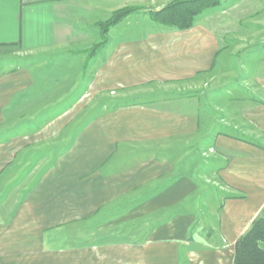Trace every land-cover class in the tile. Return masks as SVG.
Wrapping results in <instances>:
<instances>
[{"label":"rangeland","instance_id":"374dc122","mask_svg":"<svg viewBox=\"0 0 264 264\" xmlns=\"http://www.w3.org/2000/svg\"><path fill=\"white\" fill-rule=\"evenodd\" d=\"M178 1L189 0H172L166 6ZM136 8L114 11L101 23L102 39L79 52V58L84 59L82 66L78 68L72 58L61 56L68 61L55 62L52 69L55 74L64 79V64H69L65 70L72 75L80 69L89 73L94 67L93 71H98L119 44L128 40L122 38L136 29L121 24L107 39L113 26H108L109 21L121 10ZM197 21L220 41L215 69L207 70L195 83L184 84L185 89H191L190 111L197 110L199 101L204 105L200 108L204 111V122L197 132L191 131L180 140L165 145L150 139L142 143L171 148L175 156H181L183 151L189 154L187 163L193 167L189 171H197L201 176L204 198L200 202L215 198L210 204L213 209L212 204L217 208V199L221 201L214 219L204 222L205 229H192L189 234L204 232L207 244L212 241V245L223 249L220 264H232L228 251L239 236L230 233L227 226L236 222L238 232L244 229V233L254 218L264 216V172L244 170L245 155L233 146L232 138L240 137L236 139L239 144L264 152L261 124L252 122L246 112L247 100L262 103L264 0H220L198 14L193 26L187 29L193 28ZM3 52L6 55L4 60L0 59V71L6 65L10 68L43 60L13 47ZM54 61L53 57L51 63ZM98 73L94 84L87 87L90 80L83 76L77 90L61 100V95L46 84L47 74L43 72L39 94L37 87L35 93L19 102L22 104L0 108L3 111L0 112V264H133L132 258L140 254L135 249L145 239L141 230L147 224L142 220L144 206L132 199L133 175L115 170L112 176H107V170L101 166L102 147H135L134 142L121 139L130 131L119 124L118 109L113 107L128 92L112 89L102 92V77ZM109 84L111 88L117 86L115 82ZM196 89L203 92L198 94ZM158 94L172 96L171 92ZM160 103L165 104L159 105L162 108L170 107L166 102ZM134 119L140 123V115ZM139 123L134 125L136 131L130 133L138 138L139 129L144 127ZM218 131H223L225 138H232L228 141L231 143L227 145L224 140L220 144L215 138ZM246 177L263 186L252 187ZM126 191L130 194L128 199ZM251 197H257V202L240 210L238 218L229 220L230 205ZM111 233L114 234L110 236Z\"/></svg>","mask_w":264,"mask_h":264},{"label":"crops","instance_id":"0c3cea01","mask_svg":"<svg viewBox=\"0 0 264 264\" xmlns=\"http://www.w3.org/2000/svg\"><path fill=\"white\" fill-rule=\"evenodd\" d=\"M170 1L172 0H0V59H5L3 51L10 47L22 54L43 58L41 62L31 65L21 64L10 68L6 65L1 69L0 108L22 104L19 102L35 93L37 87L39 94L43 72L47 74L46 84L53 88L52 92L61 95V100L77 90V84L83 76L90 80L88 87L94 84L95 76L100 72L102 92L110 89L128 92L119 97L120 101L113 107L118 109L119 124L125 125L130 131L121 139L134 142L135 147H102L104 153L100 151L99 154L102 152L101 166L107 170V176H112L115 170L133 175L132 199L145 209L142 220L146 221L147 226L141 230L145 239L141 241L139 249H135L140 254L132 258L135 261L133 264H220L223 249L212 245V241L207 244V238H203L204 232L189 234L192 229L204 230V222L214 219V213L221 204L220 199H217V208L212 204L213 209L210 204L215 198L200 202V198H204L199 180L201 176L197 175L196 168V172L189 171L193 167L187 163L189 154L186 151L181 156H175L171 148L162 149L142 143L150 139L165 145L174 139H182L191 131H198L204 122V111L200 110L204 105L199 104V101L195 106L197 110L190 111L191 89H185L184 84L192 81L195 83L207 70L215 69L219 59L220 41L201 21H197L191 29L181 30L173 25L163 24L154 17L155 11L164 8ZM122 7L137 8L108 30L107 39H111L112 30L121 24L138 29L132 35L122 38L128 40L119 44L112 56L98 66V71L94 72V67L89 73L78 69L77 74L72 75L65 70L69 64H64L63 69L61 68L64 79L59 78L56 71L52 70L54 63L68 61L61 58L64 56L72 58L80 68L84 59L79 58V52L91 47L95 40L102 39L101 23ZM53 57L55 61L51 63ZM110 82H115L116 88H111ZM196 90L198 94L203 92L202 89ZM162 91L171 92L172 96L161 97L158 93ZM262 91V103L247 100L249 103L246 112L252 122L261 124L264 131V86ZM160 102H166L170 107L162 108L159 105L165 104ZM138 115L140 123L144 125L139 129L140 138L130 134L136 131L134 125L139 122L135 123L134 118ZM222 133L224 134L223 131H218L215 138L220 144L226 140L227 145L233 138V146L245 155L246 172H258L260 169L264 172V152L239 144L236 139L240 137L233 136L229 139L230 137L222 136ZM248 179L251 180L252 187L263 186L246 177ZM129 196L130 194L127 199ZM257 200V197H251L242 201L245 205L242 202L231 204L229 220L238 218L240 210L255 204ZM231 222L226 229L234 236H240L244 229L238 232L236 222ZM112 234L114 233L110 236ZM234 243L228 251L232 262ZM134 245L138 248L136 242Z\"/></svg>","mask_w":264,"mask_h":264},{"label":"trees","instance_id":"16d2710c","mask_svg":"<svg viewBox=\"0 0 264 264\" xmlns=\"http://www.w3.org/2000/svg\"><path fill=\"white\" fill-rule=\"evenodd\" d=\"M220 0L178 1L155 13L161 23L174 25L180 29L193 26L195 18L205 9L215 6ZM132 9L121 10L108 26H112L127 16ZM106 30V29H105ZM232 264H264V216L253 219L250 227L234 243Z\"/></svg>","mask_w":264,"mask_h":264}]
</instances>
